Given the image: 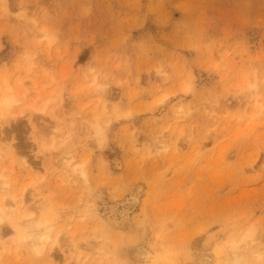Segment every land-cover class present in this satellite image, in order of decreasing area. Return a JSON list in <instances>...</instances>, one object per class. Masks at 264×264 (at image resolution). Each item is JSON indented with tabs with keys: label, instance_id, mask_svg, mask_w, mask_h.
Segmentation results:
<instances>
[{
	"label": "rangeland",
	"instance_id": "obj_1",
	"mask_svg": "<svg viewBox=\"0 0 264 264\" xmlns=\"http://www.w3.org/2000/svg\"><path fill=\"white\" fill-rule=\"evenodd\" d=\"M5 83L0 264H223L251 225L242 264H264V0H0ZM10 213L52 218L57 242L33 254Z\"/></svg>",
	"mask_w": 264,
	"mask_h": 264
},
{
	"label": "bare ground",
	"instance_id": "obj_2",
	"mask_svg": "<svg viewBox=\"0 0 264 264\" xmlns=\"http://www.w3.org/2000/svg\"><path fill=\"white\" fill-rule=\"evenodd\" d=\"M42 32H43L42 36L48 37L47 30L43 29ZM33 83L35 84V82ZM33 83L31 85H34ZM190 84L191 83H188L186 85L187 89L191 86ZM10 90L11 88L7 83H5L2 87H0V111L3 114V118L8 117L7 114L10 113V109L13 103L18 101L13 94L8 92ZM28 93L31 95L28 89L24 91L25 99L29 98ZM29 106L33 110H37V111L39 110V112H43L45 108V105H43L41 108L35 109L34 107L35 105L32 102ZM98 120H99V116L94 115L93 117H91V119L86 120V124H87V129L90 130L94 136L93 141H95L97 144H100L101 141L103 140L104 130L99 122L100 120L99 121ZM70 162H71V158H67L62 163V166L66 168V170L68 171H70L69 168ZM72 170L75 172H79L80 175H82L84 178L86 177V171L84 170L82 165H80L79 167L74 165L72 167ZM6 180L7 179L0 172V222L6 218L8 214V209H12V212H14L15 209H17L15 208L16 195L13 193L8 195L7 193L2 192V189L5 190V188L8 186ZM23 198L24 197L22 196L20 202L24 200ZM138 202H139L138 197L135 194L124 197L123 199L117 201L113 205L111 210L112 217H114L117 220V222L119 223L122 222L126 218V216L135 209ZM10 219L12 220L14 229L18 233L20 242H22L25 245H28L31 248L33 254H42L44 252L46 244L50 239H52V242L54 243L57 242L58 235L57 233H53L52 218L38 217L36 214L29 213L24 215L21 219H19V217L17 218L16 216H14V214L10 213ZM256 232H257V228L253 225L243 229L241 232H239V234H237L238 236L229 239L228 244L226 245L227 249L224 248L226 251L222 249L221 254L218 253V258L222 259L223 264L225 262L229 264H242L247 258L246 250L252 248L255 241L259 239L257 238L259 235H257ZM134 248L135 249H132L131 251L136 259L143 258L144 260H146L152 256L151 252H149L144 247L136 246ZM101 249L102 247L100 248V250ZM226 252L230 255V257L227 258V261H226ZM98 253L99 252H97V254ZM80 258L81 256L78 254L77 259L79 260ZM84 261L82 264H85ZM211 262H212L211 258L206 255H203L198 259V264H211ZM156 263L158 262L155 261L154 264Z\"/></svg>",
	"mask_w": 264,
	"mask_h": 264
}]
</instances>
